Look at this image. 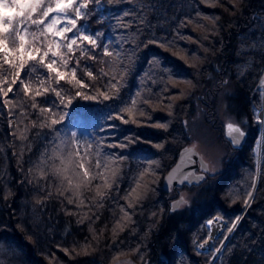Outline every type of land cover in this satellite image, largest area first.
<instances>
[{
	"label": "trees",
	"instance_id": "obj_1",
	"mask_svg": "<svg viewBox=\"0 0 264 264\" xmlns=\"http://www.w3.org/2000/svg\"><path fill=\"white\" fill-rule=\"evenodd\" d=\"M89 11L92 14L81 23L91 31H102L103 41H113L110 50L122 55L114 61L96 49L92 54L97 60H82L77 78L89 85L83 89L88 95L104 91L113 75L114 61L120 65L119 71L126 69L123 86L118 98L89 100L75 97L78 89L61 81L59 87L65 95L75 98L66 106L56 101L55 111L64 117L56 128L63 140L73 132L81 141L98 139L108 144H118L125 136L135 137L136 142L127 148L104 149L125 157L121 162L124 179L119 191L111 194L115 199H106L103 206L93 205V193L86 192L85 206L79 210L57 194L55 178L29 183L32 177L27 170L33 168L46 146L50 148V142L59 143V139L50 130L37 136L38 129H32L23 157L19 156L21 142L12 136L8 113H13V124L19 120L28 124L36 116L19 115L21 107L32 112L31 99L24 96L19 83L14 85L7 107L0 96V176L4 177L0 180V264H114L126 258L136 264H264V142L260 157L255 150L259 132H264V95L260 91L264 0H115L111 4L102 0L98 6L90 5ZM125 12L130 15L124 16ZM216 17L219 19L213 26ZM188 20L192 22L188 24ZM152 38L172 41L174 46L162 49L148 44ZM154 57H161L162 63L153 62ZM86 68L96 79L85 75ZM101 68L109 77H101ZM45 71L38 68L31 76L22 73V78L35 88ZM61 71L69 69L61 67ZM132 98H150V104L143 105L147 116L138 117L136 124L108 119ZM222 99L226 111L245 124L247 139L242 148L231 145L218 121L216 109ZM50 100L56 97L50 94ZM261 109L260 121L256 112ZM109 124L116 127L109 128ZM205 135L226 151L221 170L199 184L166 192L164 176L180 149L191 141L204 142ZM156 144L164 147L158 149ZM147 167L153 169L144 177L150 190L129 210L132 219L124 230L114 233L113 227L123 216V198L134 186V177ZM182 188L189 192L192 208L172 211L171 200L179 197ZM49 191L53 193L50 198ZM249 191L253 194L247 205ZM68 211L77 214L69 215ZM215 215L225 220L226 227L214 239L211 250H200L198 246L209 235L206 221ZM80 220L84 222L78 223ZM234 221L235 228L226 236ZM217 248L220 251L216 254Z\"/></svg>",
	"mask_w": 264,
	"mask_h": 264
},
{
	"label": "snow or ice",
	"instance_id": "obj_2",
	"mask_svg": "<svg viewBox=\"0 0 264 264\" xmlns=\"http://www.w3.org/2000/svg\"><path fill=\"white\" fill-rule=\"evenodd\" d=\"M101 2L102 0H0V96L4 98L3 103L7 107L10 103L9 94L14 93V85L19 83L24 96L31 99L29 107L32 110V112H28L21 107L19 115L25 118L32 114L36 116V119L30 120L28 124H24L23 120L13 124V113L11 111L8 113L9 126L14 128L12 136L21 142L19 156L23 157L25 142L28 141V134L32 129H38L37 136L43 134L45 129L50 130L59 139V143L50 142V148L46 146L40 152L33 168L27 170L28 175L32 177L28 182L32 183L38 178L45 180L55 178L57 194L65 197L69 205L75 203L78 210L85 206L84 194L86 192L93 193L90 200L93 205L103 206L106 199L116 198L111 194L114 191H119L120 183L124 179L121 162L125 157L114 152L107 153L104 149L127 148L129 144L136 142L135 137L127 136L118 144H108L104 140L98 139L81 141L75 132L71 133L67 140H63L60 139V132L56 128L64 119L62 114L55 111L57 100L60 105L66 106L71 104L75 97L89 100L115 99L118 98L123 86L126 69L119 71L120 65L114 62L120 59L121 52L115 49L110 50L109 45L113 41L110 39L106 42L103 41L104 33L102 31H91L86 23H81L92 14L89 11V6L93 4L98 6ZM107 2L111 4L115 0H107ZM123 15L128 16L130 13L125 12ZM197 15L202 14L197 13ZM218 19L219 17L213 19V26ZM191 22V20L187 21L188 24ZM140 23L143 24L145 21L141 20ZM181 24L187 26L184 22ZM123 26L130 27L129 24ZM148 44H155L162 49L174 46L172 41H161L156 38L148 40ZM255 46L253 44V47ZM260 46L264 47V41H261ZM96 49H102L103 57L114 58V61L111 62L114 64L113 75L104 85V91L97 90L95 94L88 95L83 89H87L89 85L77 78V69L81 66L82 60H97V56L92 54ZM157 60L162 63L161 57L153 58V62ZM100 62L104 63L103 59ZM70 63L73 66L69 68ZM61 67L69 69V71H61ZM247 67L246 65L245 68ZM38 68L46 71L43 78H38L37 86L33 88L30 87L31 81L26 82L22 78V73L31 76L37 73ZM99 72L101 77H109V73L105 72L103 68ZM85 75L90 79H96L90 69H85ZM61 81L78 89L75 92V97L65 95V90L59 87ZM260 85L261 94L264 95V77L261 78ZM50 94L54 95L56 100H50ZM136 96L139 97L140 93L137 92ZM148 104H150V98H142L139 101L132 98L127 106L119 109L115 116H109L108 119H116L123 124H136L139 122L138 117L147 116L143 105ZM42 105H47V107ZM21 124L24 126L21 127ZM107 127L115 128L116 126L109 124ZM156 127L166 129L167 125L157 124ZM227 128L231 134H234L231 136V143L239 145L246 133L237 123L229 122ZM155 147L162 149L164 145L156 144ZM27 150L31 152L30 145L27 146ZM13 155H17V153H13ZM20 170L24 171L22 168ZM152 172L153 169L147 167L137 177H134L135 184L126 192L123 198L125 203L120 205L123 216L122 219L117 220L113 227L114 233L117 229L123 231L126 222L131 221L132 213L129 210L134 209L147 195L150 190V182L146 181L144 177L151 175ZM3 178L0 176V180ZM252 188H255V180H253ZM66 193H70V195L65 196ZM252 194V191L247 192L245 204L249 203ZM52 195L53 193L50 191L47 193L48 198ZM7 198V196L4 197L5 200ZM182 200L183 198H181ZM41 202L38 201V203ZM179 204L178 201L173 210ZM67 214L76 215L77 213L68 211ZM97 219H99L98 216ZM239 219L240 217H237L236 221ZM83 222V220L78 221V223ZM208 223L211 224L212 221ZM235 226L236 222L234 221L228 231L231 232ZM200 247L203 248L204 244H201ZM64 251L67 252V249ZM215 251L219 252L220 249L217 248Z\"/></svg>",
	"mask_w": 264,
	"mask_h": 264
},
{
	"label": "rangeland",
	"instance_id": "obj_3",
	"mask_svg": "<svg viewBox=\"0 0 264 264\" xmlns=\"http://www.w3.org/2000/svg\"><path fill=\"white\" fill-rule=\"evenodd\" d=\"M224 82H225V84H227V79ZM216 111H217L218 121L222 122L223 127H224L223 131H224L225 136H226V138L228 140H229V137H228L229 135L228 134H230V130L227 128V124L229 122H233V123L239 124V126L242 128V130L246 133L245 128H244L245 124L243 123V121L242 122L241 121L240 122L236 121L235 118L226 111L223 99L221 100V103H218ZM262 112H263V109H261L260 111L257 110V112H256L257 118L260 121L263 120V118H262L263 117V115H262L263 113ZM200 116H201V114L199 113L198 117H200ZM262 124L263 123L261 122L260 127H263ZM204 138H206V140H205L206 142L205 141L204 142L207 145L202 140H201V142L195 140V141H191L186 146V147L195 146L194 148L197 150L198 154L201 156V158L203 159V161L207 165V169H200L201 170L200 172H199V169L196 170V173L202 175L201 176V180L207 178L210 175H214L217 171L221 170V168H222V164L221 163H222L223 157H225V153H226V151H225L224 147L221 145V143H218L215 139H211V137L209 138L207 135H205ZM262 140L264 142V132L260 131L259 132V136H258V140H257V142L255 144L256 145L255 146V150H256L257 158L259 157V155L261 154V150L263 149L262 148ZM212 141H216V143L215 144L211 143ZM245 142H246V139H245ZM198 164H199V167H200L201 163L199 162ZM172 188H174V187H172ZM171 191H172V189H171ZM178 191H179V195H178L179 197H177V198H183V200L180 201L179 206L177 208H175V210L183 209V208H192V205H190L191 196H190L189 192L187 191V189L182 188V189H179ZM166 192H168V191H166ZM177 198L172 199L171 201H174ZM249 201H250V198H249ZM170 210L174 211L173 209H171V204H170ZM213 219H217V220L222 222V224H223V228L221 229V232H222L225 229V227H226L225 220L222 219L220 216L215 215L214 217H212V218H210V219H208L206 221V225L209 227V233H210V229L211 228H210V225H209L208 222L213 220ZM229 234H230V232H228L226 236H228ZM207 239H208V237L201 244H205ZM200 245L198 246V249L203 250V251H208L209 249L212 248V247L207 248L205 246L203 248H201ZM211 246H213V243L211 244ZM216 254H217V252H216ZM147 263L148 262H146V264ZM114 264H136V263H134L130 259L126 258V259H119V261H117Z\"/></svg>",
	"mask_w": 264,
	"mask_h": 264
},
{
	"label": "water",
	"instance_id": "obj_4",
	"mask_svg": "<svg viewBox=\"0 0 264 264\" xmlns=\"http://www.w3.org/2000/svg\"><path fill=\"white\" fill-rule=\"evenodd\" d=\"M232 135L234 134H229L230 140ZM245 137L242 138V142L239 145H233L235 147H241L245 141ZM199 162L201 163L200 167L198 164ZM199 168L207 169V165L198 154L197 150L193 147H183L180 149L175 163L164 176V189L170 192L172 187L199 184L202 176L196 173V170ZM178 201L180 202L181 198L171 201V209L174 208Z\"/></svg>",
	"mask_w": 264,
	"mask_h": 264
},
{
	"label": "bare ground",
	"instance_id": "obj_5",
	"mask_svg": "<svg viewBox=\"0 0 264 264\" xmlns=\"http://www.w3.org/2000/svg\"><path fill=\"white\" fill-rule=\"evenodd\" d=\"M263 115V114H262ZM263 118V117H262ZM229 141L231 142V140L229 139ZM206 142V141H205ZM204 142V143H205ZM203 143V142H202ZM206 144V143H205ZM245 144V142L242 144L241 147H237V148H242L243 145ZM207 145V144H206ZM231 145L236 148L232 143ZM262 148H263V140H262ZM262 152V150H261ZM260 156V155H259ZM191 185V184H190ZM212 223L209 224L210 225V233H209V236H208V239L207 241L205 242L204 246L209 248V247H212L211 244L213 243V240L220 234L221 232V229L223 228V224L221 221L217 220V219H213L211 220Z\"/></svg>",
	"mask_w": 264,
	"mask_h": 264
},
{
	"label": "flooded vegetation",
	"instance_id": "obj_6",
	"mask_svg": "<svg viewBox=\"0 0 264 264\" xmlns=\"http://www.w3.org/2000/svg\"><path fill=\"white\" fill-rule=\"evenodd\" d=\"M245 139H247V133H246V137H245ZM239 149V148H238ZM198 170V169H197ZM201 170H200V168H199V172H200Z\"/></svg>",
	"mask_w": 264,
	"mask_h": 264
}]
</instances>
